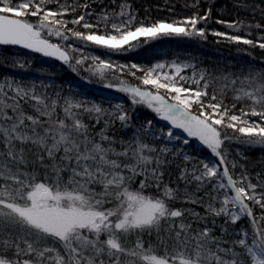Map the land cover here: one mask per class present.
<instances>
[{"label": "snow or ice", "instance_id": "6c2138e0", "mask_svg": "<svg viewBox=\"0 0 264 264\" xmlns=\"http://www.w3.org/2000/svg\"><path fill=\"white\" fill-rule=\"evenodd\" d=\"M53 3L55 9L49 7ZM210 16L209 8L182 20L146 23L126 0L99 13L91 10V0H0V46L55 58L73 72L83 67L102 80L109 71L124 74L127 68L139 84L121 80L117 90L129 97L133 108L143 105L168 125L157 134L151 120L133 125L121 104L109 110L60 92L53 98L34 82L0 78V264H264V178L257 173L253 182L244 165L228 158L233 140L264 147V71L250 69L247 76L231 80L225 76L220 96L213 92L209 97L204 72L199 78L195 71L191 77L183 74L194 68L188 62L114 65L84 52L89 46L127 51L140 38L206 39L208 32L199 25ZM216 22L236 31L245 27L241 21ZM253 26L264 29L260 23L247 25ZM211 34L264 50V35L254 41L220 31ZM11 64L25 67L19 59ZM228 90L233 92L231 105L224 102ZM85 117L95 124L86 123ZM102 119L104 128L90 131ZM116 120L135 128L129 140L108 134ZM189 138L215 159L183 155L181 195L178 186L164 181L168 157L181 149L173 150L165 141L188 145ZM192 184L206 195L190 192ZM178 200L202 205L206 215L173 207ZM209 217L213 227L215 218L223 217L220 237L208 226ZM245 217L247 227H228ZM154 232L155 242L144 239Z\"/></svg>", "mask_w": 264, "mask_h": 264}, {"label": "trees", "instance_id": "16d2710c", "mask_svg": "<svg viewBox=\"0 0 264 264\" xmlns=\"http://www.w3.org/2000/svg\"><path fill=\"white\" fill-rule=\"evenodd\" d=\"M64 0H61L63 3ZM69 3L74 0H68ZM83 2V0H81ZM125 2V0H91V10L99 13L102 9H113ZM198 2V7L193 8L191 5ZM126 3L131 6V10L136 14L138 20H143L146 23H151L156 20H166L172 22L174 20H182L186 17L193 15L194 12L204 14L211 9L210 19L206 23H202L199 27H203L208 32L206 39L200 38H187V37H162L155 40L144 41L140 38L139 41L134 42V47L127 51L110 52L102 48L85 47V54L91 56L96 55L102 59L110 60L114 65L130 66L136 63L142 67H150L160 61L165 60H182L194 65V68L186 69L188 76L191 77L193 71L196 72L199 78L200 72L205 73L206 79L209 81L208 93L209 97L215 92L219 97L221 89L227 81L223 77H229V80L237 77L247 76L249 70L264 71V50L250 45L237 44L226 39V37H217L212 35L213 31H220L231 35H240L250 39L258 40L261 35H264V29H256L254 26L249 29L247 25H255L260 23L264 25V0H126ZM188 5V6H186ZM55 9V3L49 5ZM83 12V9H80ZM71 20L72 16L66 17ZM235 22L241 21L245 25L240 31L227 27L224 23H217L216 21ZM68 27H73L71 24ZM250 33V35H249ZM55 42L56 38H52ZM78 47H83L78 42ZM73 55H79L73 54ZM19 59L25 63L23 69L13 67L11 61ZM87 64H91L89 60ZM87 65H85L86 67ZM140 73H137L139 75ZM14 77L17 80L23 81L27 84L36 83L37 88L42 93H47L51 97H55L56 92L61 95H74V82L82 80L91 85L92 87L100 89H108L120 94L124 99L122 103H117V100L103 97L102 95L93 94V102L100 104L103 108L111 110L112 106L117 104L123 105L132 119L133 125H139L147 120H151L159 124V120L155 114L143 105H137L133 108L129 97L125 93L117 90L120 81H126L132 85H138L139 81L131 75L127 74V68L124 74H120L119 69L116 70V75H112L109 71L106 79H100L98 76H93L89 72L84 71L83 67L78 72H73L71 68L63 63H59L53 58H46L40 54L32 53L29 50L16 46H0V78ZM106 83H111L113 87H105ZM187 86V85H186ZM193 88L195 85H191ZM240 81L237 79L236 87H240ZM43 90V91H42ZM76 95V94H75ZM224 102L231 105L233 101V92L228 90L224 96ZM241 105H237L239 109ZM31 111V109H28ZM61 117L63 113H59ZM55 119V117H53ZM257 119V118H253ZM85 122L95 124V120L89 121L85 117ZM163 124V123H162ZM155 125V124H154ZM104 120L102 119L99 124H96L94 129L90 131L100 132L104 128ZM164 126V125H163ZM165 128V127H164ZM135 128H124L120 122L116 120L108 126V134L114 136L117 141L121 139L129 140ZM229 136L232 131L226 130ZM151 139V137H149ZM181 149L180 153L176 156L170 155L168 159L171 163L164 169V181L171 187L177 186L181 189V195L185 184L178 180L180 174V167L183 166V155L189 154L197 159H204L209 151L206 148H200L194 144L193 141L182 148L178 145L172 147ZM229 148V161L235 160L238 165H244L247 173L252 177L253 182L256 181V174L260 173L261 178H264V147L239 144L235 140L228 143ZM238 153H242L240 155ZM236 173L239 174L242 169L237 168ZM190 192H195L196 195L204 197L206 195L204 189L197 190L194 184L189 186ZM173 207L190 209L201 216L206 215L205 209L200 204H187L182 200L172 203ZM259 209L254 208V212L259 215ZM189 220L193 218L188 217ZM216 223L213 227L212 217H209L207 224L213 228V234L217 237L221 236V228L224 226L223 217L215 218ZM249 224L248 219L242 218L237 225H229L230 229L245 228ZM204 222L200 223L203 227ZM196 226L195 223L193 225ZM164 227H167L165 225ZM163 234V233H162ZM228 237L225 236V239ZM133 240L135 237L132 238ZM144 239L147 241L151 239L153 242L157 240L155 232L148 237L145 235ZM11 257V253L8 254Z\"/></svg>", "mask_w": 264, "mask_h": 264}, {"label": "rangeland", "instance_id": "374dc122", "mask_svg": "<svg viewBox=\"0 0 264 264\" xmlns=\"http://www.w3.org/2000/svg\"><path fill=\"white\" fill-rule=\"evenodd\" d=\"M173 61H176L179 63H184V61H182V60H180V61H178V60H165V61H160L159 63L169 64ZM183 74L188 76V73L186 72V70L184 71ZM73 84H74V88H75L74 93L76 94V95L74 94L73 96H75L77 99H87L88 101L93 102V94H95V93H98V94H100L106 98L115 99V100H117V103H122L123 99H124L120 94H118L114 91H111L108 89H100V88L92 87L91 85H89L88 83H86L85 81H82V80H76ZM114 106H112L111 110L114 109ZM154 124H153L154 125L153 131L156 132L157 134H159L161 129H166L168 127V125L164 121H160L159 124H156V123H154ZM176 134L177 135H185L180 130H176ZM189 140H190V142L193 141L194 144L197 145L198 147L203 148V146L196 139L189 138ZM165 143H167L169 148H172L174 145H178L181 148L183 146H185L182 144V142H177V141H171V142L165 141ZM204 159L211 162V161H214L215 158L212 157L210 152H209V154L206 155Z\"/></svg>", "mask_w": 264, "mask_h": 264}, {"label": "water", "instance_id": "95a60500", "mask_svg": "<svg viewBox=\"0 0 264 264\" xmlns=\"http://www.w3.org/2000/svg\"><path fill=\"white\" fill-rule=\"evenodd\" d=\"M16 47H19V46H16ZM41 55V54H40ZM53 59H55V58H53ZM56 60V59H55ZM58 61V60H57ZM59 63H62L61 61H58Z\"/></svg>", "mask_w": 264, "mask_h": 264}]
</instances>
